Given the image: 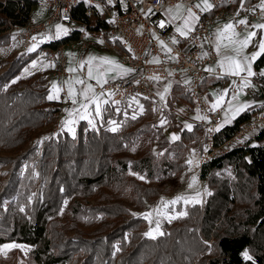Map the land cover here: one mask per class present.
Masks as SVG:
<instances>
[{"label":"trees","instance_id":"trees-1","mask_svg":"<svg viewBox=\"0 0 264 264\" xmlns=\"http://www.w3.org/2000/svg\"><path fill=\"white\" fill-rule=\"evenodd\" d=\"M21 1L0 0V47L9 42V34L3 33L9 18L15 24L28 22L38 3ZM237 1L222 5L234 7ZM257 1L245 0L244 5ZM84 9L76 6L74 15L89 21ZM104 27L106 22L98 21L97 28ZM79 39L80 31L73 30L46 45ZM35 54L10 62L0 59V66L8 64L0 72V169L10 165L0 190V246H31L25 264H264V128L204 162L200 174L211 189L205 203H195L187 215L165 222V234L152 239L144 235L146 220L133 213L147 210L180 180L189 148L203 151L207 145L206 125L199 121L190 129L180 127L172 114L169 127L178 129L179 137L170 141L164 126L153 130L154 110L143 99L146 108L136 119L129 103H109L95 129L80 120L74 137L60 131L40 144L37 136L56 123L63 102L47 99L50 68L16 79ZM254 66L259 72L264 56ZM216 77H205L203 90L225 79ZM167 101L173 105L191 99L174 85ZM252 112L224 124L213 136L214 147L231 139ZM110 120L119 122L116 132L110 130ZM150 134L156 137L157 153L149 143L130 152ZM245 251L251 259H245Z\"/></svg>","mask_w":264,"mask_h":264},{"label":"built area","instance_id":"built-area-1","mask_svg":"<svg viewBox=\"0 0 264 264\" xmlns=\"http://www.w3.org/2000/svg\"><path fill=\"white\" fill-rule=\"evenodd\" d=\"M36 1L46 5L49 10L47 16L42 20H29L24 24H15L12 18H9L5 27L7 32L13 36L14 43L22 46L25 52H28L34 44L37 49L40 45V37L51 26L58 23L72 24L73 30H79V40H82L84 47L90 43L91 39L102 41L105 47L112 50L113 45L109 40H113L122 50L121 63L134 71L122 78L109 79L103 89H100L94 80L91 81L97 92L113 93L110 97H104L109 100V103L115 105L133 103V97L138 101L156 99L157 86H165L169 82L171 87L177 84L185 86L195 110L208 119L206 127L210 139L209 150L193 160V165L198 166L200 171L204 162L228 151L233 147L232 143L243 144L264 128L263 106L251 113L249 119L242 123L231 139L219 147H214L213 136L218 131L217 129L224 125V118L218 109L211 110L210 93L202 87L205 77L221 75V69L216 67L219 56L214 50L213 32L215 28L220 23L235 22L240 19H246L249 23L262 18L264 11L257 7L258 3L244 5L242 9L241 0H238L234 7L222 5V3L227 2L232 5L235 0H208L213 5L211 10L200 12L199 9L193 7L192 10L197 13L199 20L194 30L185 38L176 32L174 23H169V18L165 15L166 10L180 3L193 6L200 0H111V3L109 0ZM21 2L25 3V0ZM80 4L84 6L85 17L89 18V21L79 19L74 15V8ZM149 9L152 11L149 12ZM238 12L239 15H237ZM161 20L165 21L163 29L158 26ZM98 21L106 22L108 27L97 28ZM244 28V25H236L238 31ZM172 37H175L178 43L173 44ZM160 41L171 49L170 53L166 54ZM42 47L50 64L58 61L61 66L58 73L65 74L67 57L64 54V45L58 47L43 45ZM203 53H208V55H203ZM153 58H158L159 63L151 62ZM209 67L214 68L215 71H205ZM152 77H159V79H151ZM225 78L232 79L230 89L236 94L241 89V78L235 76H225ZM247 79L249 88L261 94L264 101V86L261 77L254 75ZM60 117L62 118L63 115L60 114Z\"/></svg>","mask_w":264,"mask_h":264},{"label":"rangeland","instance_id":"rangeland-1","mask_svg":"<svg viewBox=\"0 0 264 264\" xmlns=\"http://www.w3.org/2000/svg\"><path fill=\"white\" fill-rule=\"evenodd\" d=\"M200 2L201 1H199L197 3H200ZM187 7H189V6L188 5L185 6V8H187ZM48 12H49V10L46 8V5H44L42 3H35L32 6L30 20L31 21L42 20L47 16ZM179 15L182 17V16L186 15V12L182 9L180 11ZM259 19H262L263 21H259ZM259 19L255 20V21H250L249 24L250 23L254 24V25L264 24V16H263V18H259ZM58 24L62 25L63 28L68 29L67 35L70 34L71 31H73V29H72L73 25L72 24H64V23H62V24L58 23ZM181 24H182V20L177 22L176 27L180 26ZM56 25L51 26V28L45 34H43L40 37V39H39L40 45L37 49H35L33 51H28V52L23 51L22 46L14 43V38H13V36H11L7 32V29L3 32L6 34H9V42L5 43L4 45H2L0 47V59L2 61H4V62L9 61L10 62V60H12L14 58H17L20 56H22L23 58H26V56L28 54H32L33 52L36 53L35 54L36 57L34 59H32L31 61H29L24 66L20 75L16 79L26 78L38 70H44V69L50 68L53 71L52 73L49 74V82H50L49 87L51 90L54 82H56L57 85L60 86L61 82H64L70 78L74 80L77 77H86L87 65H85V67L81 70L79 68V62L86 61L89 56H93V57H97V58H101V57L111 58V59H114L115 61H117L120 65H123L120 61V56H121L122 50L119 48V46L117 44L114 43L113 40H109V42L113 45L112 50L105 48L103 46L104 45L103 42H101V41H96V40L90 39V43L86 47H84L82 40H79V41L76 40L74 42L64 44V47H63V49L65 51L64 54L67 57V66L65 67L66 73L63 75L59 74L58 71L61 69V66H59V62L57 61V63H55V64H50L49 59L43 53V50H42L43 49L42 46L48 44V42L50 43L53 41H57V40L65 37V36H67V35H61L59 39H56L55 38ZM244 29L242 31H238V30H236V31L241 33V34H245L246 30H244ZM251 31H256V29H252ZM49 37H52V38L49 39ZM259 39H260V32L258 31L257 36L253 38L252 44L244 50L242 55H247V54H251L252 52H255L257 50L255 45L259 42ZM91 42H93V43L91 44ZM221 54L223 55V54H232V53L230 52V50L227 51L226 49L222 48ZM219 59H221V56ZM95 63H98V61H96ZM33 65H35V66H33ZM52 65H54V67ZM69 67L76 68L77 72L69 73L67 71V69ZM124 67L128 68L127 66H124ZM5 68H8V64L1 65L0 66V72H2ZM253 70H254V62H253ZM114 73L115 72L109 73V75L115 76ZM88 83H90V80L88 81ZM67 87L68 86L66 84H64L63 90L59 93V99H54V100H61L63 102L62 108L58 114V119H57L56 123H53L51 125H48V126L42 128L41 134H39L37 136V141H43V140H45L44 138L49 137L50 134H57L58 132H60L62 122L66 118H68V113L66 110L79 106L78 104L73 105L71 98H69L67 96ZM75 87L77 89H79L81 86L75 85ZM157 98L158 97L156 96V99H153V100L149 99L151 106L154 110L153 117L151 119L152 123H153V130H155L156 127L158 128L160 126H164L165 127V129H164L165 134H167L170 141H174L172 139L173 135L179 137V131H177L176 129H173L176 131H171V129L169 127V125L172 122V120H171L172 114H176V117L174 118V123L180 127H186V125H191V128H192L195 121H198V120L203 122L206 125V123L208 121L207 117L204 116L202 113L195 110V106L193 105L192 100L191 101H181L179 104H177V102H176L173 105H170L168 103V101H166L165 98L163 100H161L160 97H159V99H157ZM77 100L78 101L80 100L79 96H77ZM138 102H139L138 104L134 103V102L129 103V105L132 106L130 109L132 111V113H131L132 115H136L140 112H144V110L146 108V106L143 104L144 101L140 100ZM140 105L143 106L142 111H141ZM134 107H136V109ZM192 113H195V114L193 115ZM60 114L63 115L62 118L60 117ZM197 117H204V119H198ZM161 120L165 121L162 125H161ZM79 121L80 120H77V122L74 125L75 132H76ZM113 121H115V120H113ZM99 122H100V118H97L96 126L99 124ZM115 122H116V124L110 125V127H113V126L118 127L119 122H117V121H115ZM64 131H67V130L65 129ZM70 134H72V133H70ZM206 137L208 138L207 139V145L203 151H200L199 148H189L188 155L186 156V160H187V163L189 160H191L192 163L191 164L188 163V167L185 170V173L182 174V177L180 178V180L176 181L174 184H172L167 189V192L162 194L160 196V198L158 199V201L156 203H154V205L152 204L151 206H149V208L147 210L139 211V213L138 212L135 213L138 216L139 215L142 216L143 213L153 212V216H152L153 223L151 225L152 228H155V220L156 219H160V230L161 231L164 230L163 225L165 222H171L173 220V219L169 220L168 218H165L163 216L157 217L155 215V212L153 211L154 209H161L162 211L165 210L163 208V205L161 204L162 200L171 201L175 197H177L178 195H183V196H187V197H194L199 193L200 204L205 203L207 196L211 192V189L209 188V184H208L207 180L201 177L200 169L198 168V166L193 165V160L198 158L199 155H201L204 152H207L209 150L210 139L208 137L207 127H206ZM145 143H149L151 145L153 151L156 153L158 152V145H157L156 137L152 134L139 139L135 143L133 148L130 149V152L131 153H137L140 150V148L143 147V145ZM237 144L238 143H234V144L232 143L231 146H235ZM41 154L42 153L40 150L39 155H41ZM9 167H10V165L7 164L5 167H2L0 169V190L4 187V185L8 181ZM24 169H25V165L22 167L21 172H23ZM36 173H37V170H36ZM193 177H195V182H193ZM190 183L192 184V187H189ZM193 204H195V203L185 204L183 201H181L175 205H169L168 208L166 209V211H167L169 216H175L179 212H187L188 207L193 205ZM5 206H7V202H5ZM144 227H145V232L149 231L150 225H149L148 221H146ZM10 243H13V242H9L6 244H10ZM14 243L19 244V245H23L25 247L23 249L13 248L10 250H5L4 252H0V264H25L26 262H28L29 254L32 250V247L25 244V243H20V242H14ZM3 245H5V244H3Z\"/></svg>","mask_w":264,"mask_h":264},{"label":"snow or ice","instance_id":"snow-or-ice-1","mask_svg":"<svg viewBox=\"0 0 264 264\" xmlns=\"http://www.w3.org/2000/svg\"><path fill=\"white\" fill-rule=\"evenodd\" d=\"M111 3V0H109ZM245 0H241V8L243 9ZM195 7L199 9L200 12H204L207 10H211L213 5L208 2V0H201L200 3H197L193 6H189L185 8L183 4H176L173 8H169L166 10L165 15L169 18V23H175L177 19L182 20V24L176 27V32L180 34V36L187 38L189 33L194 30L196 22L199 20V16L196 12H193L192 8ZM260 8L261 11H264V0H261V3L257 6ZM186 12V15L180 16L179 13L181 10ZM255 9H253L254 11ZM149 12L152 10L149 9ZM239 15V12L237 13ZM236 25H244L246 32L245 34H241L236 31ZM158 26L163 29L165 27V21L161 20ZM248 28L256 29V31L247 30ZM258 31L260 32V39L259 42L255 45L257 50L252 52L251 54L242 55L244 50L252 44L253 38L257 36ZM68 29L63 28L62 25H56V35L55 38L59 39L61 35H67ZM216 42L214 45V50L218 56H221V59L217 61L216 67L221 69V75L217 76V79H222L224 76H235L240 77L242 80L241 89L244 87L249 86L248 77H252L256 75L253 71V62L256 61L259 57L264 56V24H257V25H249L246 19H240L235 22H228L223 25L222 28H218L216 31ZM52 37H49V39ZM33 39H36L33 37ZM173 44L178 43L175 37L171 38ZM102 42V41H101ZM161 47L164 48L166 54L171 52L170 48H167L164 45L163 41H160ZM36 45L34 44L29 51L35 50ZM230 50L232 54H221V49ZM203 55H208V53H203ZM98 61V63H95ZM159 63L158 58H153V61ZM85 65H87V73L86 77H77L76 79H68L64 82H61V85L58 86L56 82L53 83L52 89L50 90V94L47 96L48 100L59 99V93L63 90V85L66 84L67 87V96L71 98L73 105H79L78 107H73L72 109H67L68 118H66L61 125V131L65 129L72 133L73 137L75 136V123L77 120H87V123L90 128H96V120L97 118L102 119L103 113L106 111L105 105L109 104L108 99H104L105 96H112L113 93L108 92L105 93L104 91L97 92L96 88L93 84L88 83L89 80H95L96 85L99 86L100 89H103L104 85L108 83L109 79H115L117 77H124L128 73L134 71V69L125 68L123 65H120L117 61L107 57H93L89 56L86 61L79 62V68L82 70ZM35 66V65H33ZM54 67V65H52ZM69 73L77 72L76 68L69 67L67 69ZM205 71L213 72L215 71L214 68H206ZM115 72V76H109V73ZM259 75L264 76V70H262ZM151 79L158 80L159 77H152ZM16 81L13 80L12 83ZM138 83V81H137ZM75 85H80L81 87L77 89ZM171 88V83L169 82L163 88L162 92H158L157 95L160 96L161 100L164 99L165 94L169 92ZM229 89L223 90L220 94H214L215 102L211 104V110L215 111L222 104L225 102V97L229 93ZM77 96L80 97V100H77ZM236 99V95H232L231 100H228L227 106L225 108V123H229V111L231 112V118L234 119L241 111L245 109L244 105L234 107L231 101ZM132 102L139 103L135 97L132 98ZM118 103V102H114ZM141 111L143 110V106L140 105ZM132 119H136V116L133 115ZM198 119H204V117H197ZM164 120H161V125L164 123ZM109 125H115V121H108ZM187 128H191V125H186ZM110 130L116 132L118 127L113 126L110 127ZM219 130V129H217ZM44 139H49V137H45ZM173 140L178 139L177 136L173 135ZM43 141H38V143H42ZM189 164L192 163L191 160L188 161ZM143 179V177H140ZM193 182H195V177H193ZM189 187H192V184H189ZM183 201L185 204L188 203H200L199 200V193L194 197H187L183 195H178L171 201H161L163 208L165 209L162 211L161 209H154L155 215L157 217H165L169 220L175 219L178 217H182L187 215V212H179L175 216H169L166 209L169 205H175L179 202ZM67 201H65V204ZM24 211L23 208L20 209ZM133 215H136L133 213ZM143 218L148 221L150 228L149 231L145 232L144 235L146 237L155 239L157 236H163V233L160 230V219L155 220V228H152L151 225L153 223V212H147L142 214ZM25 246L19 245L16 243H10L0 246V252H4L5 250H10L13 248L23 249ZM119 248H116V251H119ZM245 259H251L248 256L247 251L243 253Z\"/></svg>","mask_w":264,"mask_h":264},{"label":"crops","instance_id":"crops-1","mask_svg":"<svg viewBox=\"0 0 264 264\" xmlns=\"http://www.w3.org/2000/svg\"><path fill=\"white\" fill-rule=\"evenodd\" d=\"M201 1V0H200ZM199 2V1H198ZM254 3H258V4H260L261 3V0H259V1H257V2H254ZM180 4H183L184 6H187V4H185V3H180ZM174 8V7H173ZM264 16V15H263ZM263 18V17H262ZM181 19H177L176 21H175V23H174V28H175V30H176V26H177V22L178 21H180ZM259 21H263L262 19H259ZM226 23H228V22H225V23H220L216 28H215V30H214V32H213V38H214V43L216 42V31H217V29L218 28H222L223 27V25L224 24H226ZM249 25H254V24H249ZM244 30H246V29H244ZM247 30H252V28H248ZM89 37H90V35H89ZM116 44V43H115ZM104 46V45H103ZM105 47V46H104ZM105 48H107V47H105ZM228 51V50H227ZM219 58H220V56L218 57V60H219ZM255 62V61H254ZM124 65V64H123ZM125 66V65H124ZM128 67V66H127ZM129 68V67H128ZM262 70H264V66L259 70V72H258V70H256V68H255V66H254V72L255 73H257L256 74V76H261V75H259V73L262 71ZM115 75H116V73H114ZM109 76H111V75H109ZM90 83H91V80H90ZM178 85V84H177ZM180 85V84H179ZM231 85H232V79H230V78H225V79H223V81H222V83L221 84H219V85H217V86H211L210 88H209V90H208V92L210 93V97H211V102L213 103L214 101H215V96H214V94H220V93H222L223 92V90H225V89H229L230 91H229V93H228V95L225 97V102L222 104V106L221 107H219L218 108V110L219 111H221V113H222V115H223V117L222 118H224V121H225V108H226V106H227V101L228 100H231V97H232V95H236V99L235 100H233V101H231V103H232V105L234 106V107H236V106H240V105H244L245 106V109L243 110V111H241L240 113H242V112H244V111H247V110H256V109H259V108H262L263 106H264V101H263V99L262 98H257L256 97V92L253 90V89H251V88H249V86L248 87H244L242 90H239L236 94H234V93H232L231 92V90L232 89H230V87H231ZM181 87H183V89L186 91V88H185V86L184 85H180ZM163 88H164V85H158L157 86V89H158V92H162L163 91ZM172 88L173 87H171L170 88V90H169V92L167 93V94H165V99H166V101L168 100V98H169V96H171L172 95ZM157 99H159V95H157ZM143 101V100H142ZM181 101H178L177 102V104H179ZM176 103V102H175ZM239 113V114H240ZM193 115L195 114V113H192ZM238 114V115H239ZM231 112L229 111V119H230V122L229 123H225L224 122V124H230V123H232L233 122V120L234 119H232L231 118ZM237 115V116H238ZM236 116V117H237ZM235 117V118H236ZM196 122H199V120L198 121H195V123ZM201 122V121H200ZM79 123V122H78ZM177 131H178V129H176ZM176 130H171V131H176ZM253 144L254 143H257L256 141H253L252 142ZM261 144H264V141H262L261 142Z\"/></svg>","mask_w":264,"mask_h":264}]
</instances>
